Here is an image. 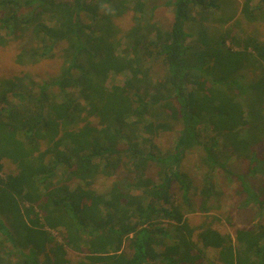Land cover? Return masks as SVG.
Segmentation results:
<instances>
[{
    "label": "trees",
    "instance_id": "1",
    "mask_svg": "<svg viewBox=\"0 0 264 264\" xmlns=\"http://www.w3.org/2000/svg\"><path fill=\"white\" fill-rule=\"evenodd\" d=\"M227 1L164 0L173 20L162 28L146 0H0V45L32 37L18 63L63 61L42 82L0 81V264H71L68 248L84 254L75 264H264V220L232 235L208 214L219 207L213 172L232 174L233 157L264 181V68L244 73L264 65V40L235 34L238 9L215 16ZM131 10L137 23L124 32L115 18ZM239 11L264 19V0ZM212 18L229 27L210 33ZM122 72L123 84L108 83ZM165 133L174 143L161 152ZM197 148L200 187L182 168ZM5 159L15 171L4 172ZM123 164L127 175L107 192L95 187ZM199 209L209 222L196 228L186 213Z\"/></svg>",
    "mask_w": 264,
    "mask_h": 264
},
{
    "label": "rangeland",
    "instance_id": "2",
    "mask_svg": "<svg viewBox=\"0 0 264 264\" xmlns=\"http://www.w3.org/2000/svg\"><path fill=\"white\" fill-rule=\"evenodd\" d=\"M146 13H149L150 7L155 5V9L153 10V20H157L158 23L162 26V28H168L169 24L172 23L173 20V11L171 6L164 5V0H146ZM244 0H228L225 4L224 11H217L215 16L223 14L227 11H235L238 9V12L233 18V31L235 34L240 37H244L247 35H254L258 38L264 40V19H257L254 22L247 20L243 14L241 13L240 6H242ZM256 3V2H255ZM116 24L124 31H130L132 27L137 23L134 18V11H130L126 13L124 16L115 18ZM146 22V18L142 19V23ZM186 29H193V27H189V23L186 25ZM208 31L210 33H218L224 32L229 24H226L221 21H216V19H211L208 23ZM2 32V31H1ZM30 37H25L22 39L11 40L8 44L0 45V81L4 80L8 84L15 83L16 87L20 88L21 83H28V81L34 80L38 82H42L43 80L58 76L62 72L63 61L57 57L51 59H44L36 63H25L20 64L17 62V55L20 50L29 45L32 42ZM124 39L123 44H126ZM122 46L119 48L121 50ZM264 68L260 66L258 62L256 65L252 67H247L244 73L248 78H255L259 74L262 73ZM128 78L126 72H122L120 74L112 73L108 80V83H117L123 84L124 81ZM36 91H38V87H35ZM11 92L9 93V97H11ZM90 119V118H89ZM93 123H96V118H92ZM155 141L161 148V152H166L168 148H170L174 143V136L172 134H162L159 138H156ZM264 148H261L263 151ZM200 149H194L187 154V157L184 159L182 168L184 171L188 172L189 176L192 178L194 184L197 187H200L203 183L204 173L207 170V167L200 160L201 155ZM6 162V159H5ZM232 169V174H229L224 169L216 168L213 172L216 184L220 190V195L216 196V199L213 202L219 205L218 208L213 209L208 214L217 215V220H214V226L225 233H231L232 235L235 233V230L244 225H249L253 222H257L258 220H264V212L260 211V208L256 205L255 202H248V195L243 191V187L241 181L237 177V174H243L247 176L248 181L250 182L252 188L255 191L259 192L260 198L264 199V181H263V172L259 170L255 174L249 173V162L243 159L233 157L230 162V166ZM15 166L10 161H7L5 164L4 172L15 171ZM125 164L123 167L118 169L117 172L113 176H102L100 177L96 183L95 187L101 192H107V190L113 185V183L118 179H122L123 176H126L127 173L124 170ZM155 169V165H152V169L149 170V174L153 173ZM2 174V173H1ZM173 191L175 192V196L177 200L182 201L181 192L178 190L177 186L173 187ZM191 201H200V196H198V189L194 190L192 194ZM178 200V201H179ZM199 210L186 213V218L189 220L194 227L198 228L201 224L205 222H209L207 219V214L201 212ZM60 229L51 230L52 234L61 239ZM0 238H2L0 232ZM10 245V244H9ZM210 249L209 251H211ZM83 253L76 251L72 248H68L67 257L70 260L71 264L76 263L81 260L83 257ZM211 255H217L216 251L213 250Z\"/></svg>",
    "mask_w": 264,
    "mask_h": 264
},
{
    "label": "crops",
    "instance_id": "3",
    "mask_svg": "<svg viewBox=\"0 0 264 264\" xmlns=\"http://www.w3.org/2000/svg\"><path fill=\"white\" fill-rule=\"evenodd\" d=\"M129 251H131V250H129ZM77 263V262H76ZM75 264V263H74Z\"/></svg>",
    "mask_w": 264,
    "mask_h": 264
}]
</instances>
